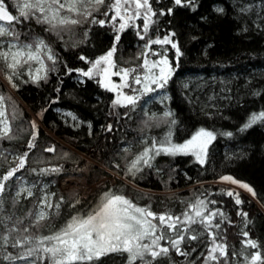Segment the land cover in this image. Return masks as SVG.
Listing matches in <instances>:
<instances>
[{
	"label": "trees",
	"instance_id": "1",
	"mask_svg": "<svg viewBox=\"0 0 264 264\" xmlns=\"http://www.w3.org/2000/svg\"><path fill=\"white\" fill-rule=\"evenodd\" d=\"M113 3L57 30L37 13L12 24L13 36L40 37L55 60L39 82L24 68L10 71L14 90L0 79L11 126L0 139V264H141L124 250L72 263L60 256L73 222L118 195L173 220L158 229L162 249L148 251L147 264H264V0H152L151 24L139 32L117 26ZM0 4L14 14L11 0ZM107 57L127 73L136 105L119 106L115 91L88 75ZM157 92L169 113L151 118L141 107ZM201 130L213 135L203 165L163 149ZM66 177L108 181L83 198L61 189ZM22 181L36 185L33 196H15ZM42 185L53 201L36 221Z\"/></svg>",
	"mask_w": 264,
	"mask_h": 264
},
{
	"label": "rangeland",
	"instance_id": "2",
	"mask_svg": "<svg viewBox=\"0 0 264 264\" xmlns=\"http://www.w3.org/2000/svg\"><path fill=\"white\" fill-rule=\"evenodd\" d=\"M105 0H11L10 9L14 10V16L18 21L26 16L35 17L38 14L36 22L50 23L57 30L59 27H71L77 25L82 20L85 21ZM152 0H115V3L110 5L114 12L117 26L125 27V19L128 15H133L134 18L126 25L127 28L139 32L142 29H148L153 19ZM128 4V7H125ZM136 5V7H135ZM125 7V8H124ZM254 7L247 5L243 8L248 9ZM260 8V6H258ZM125 10V13L124 11ZM123 16H122V15ZM139 17V18H138ZM22 22V21H21ZM126 28V29H127ZM12 25L0 22V63H4V70L0 72V79L4 85L14 90V82L12 80L13 71L18 72L22 68L25 69L27 76L33 82L48 77V73L52 68L55 56L52 47L46 44L43 39L28 40L18 33V36H13ZM4 38V39H1ZM22 40H21V39ZM148 44L143 45L145 60L144 68L149 62V52L147 51ZM116 62L113 58H104L94 64L88 75L95 77L100 83L115 91L119 106L126 104H137V100L133 96H129L126 91L128 75L123 70L120 71L116 67ZM157 72L160 76L164 75V67L159 66ZM11 71V72H10ZM200 79H192L191 81L197 84ZM152 82H149V84ZM198 87V86H197ZM147 90V88H146ZM160 90V89H158ZM153 103H157L162 112L153 109ZM168 96L163 92H157L150 99H145L141 110L152 117L160 114L167 115ZM72 124L80 125L81 122L71 113L63 112ZM11 131V126L8 120L7 108L3 96L0 93V139L7 136ZM213 141L212 133L201 130L195 133L188 141L181 144L165 146L163 149L172 154L190 155L195 160L203 165L206 161L208 149ZM115 177V176H114ZM109 180L111 185L116 184V180ZM65 180V181H64ZM66 180H74V183H67ZM108 179L102 180L95 185L89 183L79 177H66L61 180L60 186L62 190L77 189L83 192V198H88L94 194L98 188L103 186ZM36 185L22 181L16 188L15 196L19 199L22 197L29 198L33 196ZM41 201L36 212V221H43L49 217L52 207L53 194L48 190L46 185L41 187ZM144 192V193H143ZM143 195H152L150 191H142ZM154 195V193H153ZM143 199V198H142ZM144 200L147 199L144 198ZM142 200L134 203L128 196L121 195L108 199L99 213L87 219L74 221L69 230L71 241L70 247L64 250L60 255L67 263L78 262L87 258L99 256L103 253L111 251H128L133 259H142L141 264H147V252L154 253L155 249L161 250V240L157 236V231L162 227V224L173 225L165 214L151 215V211L143 206ZM159 220V221H158ZM71 232V233H70ZM164 250V249H163ZM25 264H34L33 261H26Z\"/></svg>",
	"mask_w": 264,
	"mask_h": 264
},
{
	"label": "water",
	"instance_id": "3",
	"mask_svg": "<svg viewBox=\"0 0 264 264\" xmlns=\"http://www.w3.org/2000/svg\"><path fill=\"white\" fill-rule=\"evenodd\" d=\"M0 22L5 24H13L15 22L14 14L2 5H0Z\"/></svg>",
	"mask_w": 264,
	"mask_h": 264
},
{
	"label": "flooded vegetation",
	"instance_id": "4",
	"mask_svg": "<svg viewBox=\"0 0 264 264\" xmlns=\"http://www.w3.org/2000/svg\"><path fill=\"white\" fill-rule=\"evenodd\" d=\"M139 18V17H138ZM131 20V16L128 15V18L125 19V27L127 25V23H129Z\"/></svg>",
	"mask_w": 264,
	"mask_h": 264
},
{
	"label": "bare ground",
	"instance_id": "5",
	"mask_svg": "<svg viewBox=\"0 0 264 264\" xmlns=\"http://www.w3.org/2000/svg\"><path fill=\"white\" fill-rule=\"evenodd\" d=\"M67 183L73 184L74 183V180H68Z\"/></svg>",
	"mask_w": 264,
	"mask_h": 264
},
{
	"label": "built area",
	"instance_id": "6",
	"mask_svg": "<svg viewBox=\"0 0 264 264\" xmlns=\"http://www.w3.org/2000/svg\"><path fill=\"white\" fill-rule=\"evenodd\" d=\"M65 181V180H64ZM68 180H66V182H67Z\"/></svg>",
	"mask_w": 264,
	"mask_h": 264
}]
</instances>
